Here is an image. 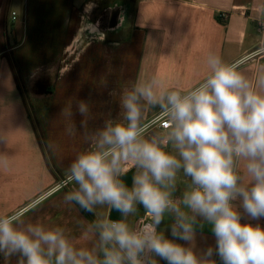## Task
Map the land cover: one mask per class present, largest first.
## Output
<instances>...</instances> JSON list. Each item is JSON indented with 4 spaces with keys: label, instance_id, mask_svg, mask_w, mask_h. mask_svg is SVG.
Masks as SVG:
<instances>
[{
    "label": "clouds",
    "instance_id": "clouds-1",
    "mask_svg": "<svg viewBox=\"0 0 264 264\" xmlns=\"http://www.w3.org/2000/svg\"><path fill=\"white\" fill-rule=\"evenodd\" d=\"M254 11L264 35V0ZM244 63L209 53L208 74L192 88L157 75L124 90L121 118L85 132L92 147L75 157L60 185H73L64 203L95 213L83 234L92 246H76L63 227L26 222L20 209L0 215V255L18 257L17 264H157V256L167 264H216L214 254L223 264H264V228L241 223L234 203L252 220L264 217V64L249 73ZM78 111L88 116L89 105L81 101ZM68 132L75 134L74 125ZM0 167L9 168L7 156ZM132 168L129 189L120 177ZM138 205L148 219L134 227L128 218ZM103 207L124 219L98 216ZM166 217L173 239L158 231ZM204 223L215 249L197 255L176 242L191 244Z\"/></svg>",
    "mask_w": 264,
    "mask_h": 264
},
{
    "label": "crops",
    "instance_id": "crops-1",
    "mask_svg": "<svg viewBox=\"0 0 264 264\" xmlns=\"http://www.w3.org/2000/svg\"><path fill=\"white\" fill-rule=\"evenodd\" d=\"M258 2L0 0V155L9 160L8 169L0 167V215L27 209L26 222L63 227L76 246L90 248L83 234L95 213L64 203L73 185L59 188L70 163L92 147L85 132L120 119L122 92L140 80L158 75L175 88L196 86L208 74L209 53L229 63L243 60L249 73L264 64ZM81 101L90 108L86 117L78 111ZM72 125L75 134L68 132ZM234 203L241 223L264 228V217L252 220L240 200ZM137 208L128 218L134 227L145 215ZM110 210L96 212L109 218ZM172 222L166 217L158 228L168 239ZM211 227H197L191 244L176 242L202 255L216 247ZM17 259L0 255V264ZM211 259L223 264L218 255Z\"/></svg>",
    "mask_w": 264,
    "mask_h": 264
},
{
    "label": "water",
    "instance_id": "water-1",
    "mask_svg": "<svg viewBox=\"0 0 264 264\" xmlns=\"http://www.w3.org/2000/svg\"><path fill=\"white\" fill-rule=\"evenodd\" d=\"M134 174H135L134 170H131L128 173H126L120 177V179L123 181L125 186L128 187L129 189H131L133 186ZM109 219L114 220V221H119V220L124 219V217L117 210L111 209L110 213H109Z\"/></svg>",
    "mask_w": 264,
    "mask_h": 264
},
{
    "label": "built area",
    "instance_id": "built-area-1",
    "mask_svg": "<svg viewBox=\"0 0 264 264\" xmlns=\"http://www.w3.org/2000/svg\"><path fill=\"white\" fill-rule=\"evenodd\" d=\"M17 19H18V15H17L16 13H13L12 16H11V21H12L13 23H15V22L17 21ZM59 188H64V187L59 186ZM147 219H148V218H147V215H146V213H145V215H144L143 219L141 220V222H142V221H146ZM141 222H140V223H141Z\"/></svg>",
    "mask_w": 264,
    "mask_h": 264
},
{
    "label": "trees",
    "instance_id": "trees-1",
    "mask_svg": "<svg viewBox=\"0 0 264 264\" xmlns=\"http://www.w3.org/2000/svg\"><path fill=\"white\" fill-rule=\"evenodd\" d=\"M83 211V210H82ZM84 213H87L86 211H83Z\"/></svg>",
    "mask_w": 264,
    "mask_h": 264
},
{
    "label": "rangeland",
    "instance_id": "rangeland-1",
    "mask_svg": "<svg viewBox=\"0 0 264 264\" xmlns=\"http://www.w3.org/2000/svg\"><path fill=\"white\" fill-rule=\"evenodd\" d=\"M155 259H156V257H155Z\"/></svg>",
    "mask_w": 264,
    "mask_h": 264
}]
</instances>
